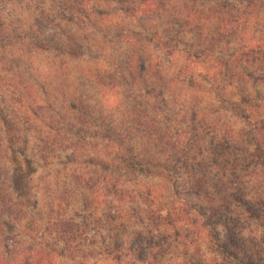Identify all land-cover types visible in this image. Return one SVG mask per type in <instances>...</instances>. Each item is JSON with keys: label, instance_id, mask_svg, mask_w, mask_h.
Listing matches in <instances>:
<instances>
[{"label": "rangeland", "instance_id": "rangeland-1", "mask_svg": "<svg viewBox=\"0 0 264 264\" xmlns=\"http://www.w3.org/2000/svg\"><path fill=\"white\" fill-rule=\"evenodd\" d=\"M69 1L75 0H0V117L13 128L7 132L0 122V264H223L205 250L209 227L224 231L209 218L220 199L217 189L208 185L199 190L198 181L182 168L176 170L175 157H163L197 145L206 148L210 161V151L222 139L252 153L254 137L264 150V133L251 134L256 122L264 125V0L234 3L242 11L236 25L221 37L213 61L204 64L169 54L158 36L147 41L144 26L133 24L106 0L91 2L97 14L86 22L71 12L73 21L83 20L77 27L67 24L62 7ZM84 8L87 14L90 10ZM157 20L152 30L165 24L176 29L171 16ZM67 30L86 39L87 56L72 60L30 45L32 37L46 36L58 45ZM186 32L180 34V48L192 41L193 34ZM8 34L22 41L12 46L4 38ZM209 34L201 37L205 46ZM130 50L149 75L135 68L130 76L109 64L127 60ZM249 50L260 58L253 56L258 60L252 62L243 54ZM227 56H238L247 65L241 67L249 68L246 91L226 82L223 71L218 76L214 60ZM251 89L260 97H252ZM110 126L128 154L171 165L165 174L144 177L117 173L115 163L103 166L101 161H109L120 147L106 138ZM5 134L15 137L13 153L5 150ZM12 156L27 177L16 192L9 182ZM243 162L229 173L210 167L204 175L217 185V179L234 182L249 196L264 199V166ZM7 199L12 207L2 205ZM229 208L235 220L225 225L232 227L247 255L264 253V238H257L264 229L246 220L239 207Z\"/></svg>", "mask_w": 264, "mask_h": 264}, {"label": "trees", "instance_id": "trees-1", "mask_svg": "<svg viewBox=\"0 0 264 264\" xmlns=\"http://www.w3.org/2000/svg\"><path fill=\"white\" fill-rule=\"evenodd\" d=\"M93 1L94 0H75L69 1V4H65L62 7L63 11L67 12L68 15V17L62 16L63 18H65V23L77 27L78 21L81 22L83 20L78 19L76 21H73V15H70L71 12L78 15V17L85 18V22L91 17V15L97 14L96 9L94 8L93 10V6L91 5V2ZM106 1L115 4L116 7H118L117 11L122 13V15H124V17L130 20L133 24L140 25L141 28H143L142 26H144V29L147 30L144 39H146L147 41H154L155 37L158 36V38L161 39L162 45L165 47L164 49L168 50L169 54L181 53L183 55H186L188 58H191L195 64H204L206 62H209V59L212 62L213 50H215L222 41L223 38L221 39V37L230 35L232 33L230 29H233L234 25H236L235 23L237 21L235 17L237 16L238 10L239 12H242L240 9L235 8L234 3L241 4L242 1H246L249 3L253 2V0H229L232 1V5L230 3H224L223 5L222 2L228 0ZM204 2L208 5L206 6V8L204 7ZM74 6H77V9H75ZM85 6L86 9L90 10L87 14H85ZM164 16L172 17V21L177 24L176 29H174L172 25L165 24L164 28L158 26L155 28V30H152L150 25L154 22L156 25V21H159L157 19ZM15 23H18V20H16ZM21 26L24 27V25L22 24ZM157 29L160 30V33H157ZM30 31L31 29L27 30V32ZM185 31H187V35H190L191 33L193 34L192 41H188V43H185L187 44L185 48H180L179 44L180 42H182V40L180 39V34ZM206 31L210 33L208 36V39H210L208 46H205L201 43V37L203 34H206ZM65 32L67 35L66 40L61 41V43L58 45H53L54 39L51 36L42 37L41 39L32 37L31 39H29L31 40L30 45L36 51L47 52L49 50H56L64 56L67 55L72 60L81 59L84 56H87L86 51L89 50V47L86 44V39H84L83 37L79 39V34L75 30H73L72 32L67 30ZM7 36L9 37L4 38L10 39L12 46L17 43L16 41H22L21 39H18L15 34H8ZM0 37L3 38V35H0ZM78 41L86 44L87 47L82 49L83 47L78 43ZM127 54L128 55L125 58L127 60H121L119 61V63L111 60L109 61V64H111L115 69L123 67V70L129 71L130 76H132V73H134L133 71L135 70V68H138V70L141 69L146 73V75H149V69L145 68L144 64H142L143 60L138 58L135 53L131 52V50ZM243 54H245L246 57H251L252 62L257 61L260 58L259 53L254 52V50L243 52ZM253 56H258V59H255ZM237 57L238 56H227L225 60L224 58L219 57L214 61L219 64V66L217 67L218 70L220 68L218 76L221 75V72L223 71L222 77L224 80H226V82H230V84L232 83L234 87L241 88L242 90L246 91L247 84H245L244 81H246V79L248 78L247 73L249 72V68H242V65H247L243 64L241 62L242 59L240 60ZM107 61L108 60H105V62ZM245 62H248V60L246 59ZM135 80L138 81L139 79L135 78ZM261 81L262 83H264V79H262ZM142 82H145V80L143 79ZM29 91L30 89H28V92ZM250 92L252 97H260L255 89H251ZM250 107L252 108V105H250ZM256 108H259V106ZM229 109L233 108L230 107ZM246 119L248 120V118ZM0 122L6 128L7 132L13 130V128L7 123L6 118L0 117ZM251 127V134L253 136L255 135V133H257V131H259V129L264 133V129H262L264 128V125H262V121L256 122L255 126ZM45 128L50 129V127L47 126H45ZM12 136L13 135L5 134V140L7 142L5 150L7 149L13 153L10 147L16 143V140L14 139L15 137ZM116 136L119 137V134L116 133V130L112 126L108 127L106 130V138H108L107 140L112 141L114 144H118V146L120 147L118 149L119 152L112 154L109 161L108 159L106 161H101V164L103 166L109 167L108 164L111 165L115 163L116 167H114V171H116L117 173H131L142 175L144 177H152L155 175L163 176V174H165V170L171 166H167L164 163L160 165L158 161H151V159H139L137 158V156L128 154L126 149H123L121 147L122 142L118 140ZM253 142L254 152L250 153L242 144L238 145L239 147H235L234 145L229 146V142L225 139H222L220 141V145L215 150L210 151V153L212 154L210 161H207L209 155L206 148L202 151L197 145L190 151H185V149H175V156H167L166 154H164L163 157V159L167 158V160H172V158L175 157L176 164H179V167L174 165L176 170L178 171L179 168H182L181 171H183L185 175H189L194 179V181H198L196 182V184H201L199 185V187H201L198 188L199 190H205L208 185L211 188L217 189L218 198L220 199L219 201L215 202L214 206L216 208H213L212 214L209 218H215L213 223L222 225L224 227V231L222 234H220L215 228L209 227V234L207 235L209 239L208 243L206 244L205 250L206 252L210 251L212 255H218L222 260L221 263L223 264L224 262L226 264H264V253L260 250H257L256 256L252 254L254 258L250 255H247V252L243 248L240 241L234 236V233L231 229L232 227L225 225V222L228 219H230L232 223L235 220V217H229L231 216L229 208L231 205V208L239 207L242 211L241 213L243 217L246 220L256 223L259 227L264 229V199L260 195L249 196L242 188L235 186L234 182L228 180H226L227 183H222L218 179L217 181L214 180L218 183L217 185L212 180H209V178L204 174L208 172L210 167L218 168V170H225L229 173V171L236 169L237 163H239L243 167V159L247 160L246 164L250 162L252 163V166H255L257 164L264 166V150L259 147L258 141L254 137ZM201 155H203L204 160L200 158ZM237 157H242V162H237ZM9 162L12 164V171L9 172V182L12 186L11 188L13 192H16L19 188V185H21L24 179L26 180L27 177L19 160L12 156ZM23 163L25 166H27L29 161L24 160ZM112 173L114 172L112 171ZM223 175V173L220 174V179L224 177ZM3 187L5 188V183H3ZM2 191L4 192L2 195H6V191ZM8 201L9 200L7 199L2 205L6 207H12L11 202ZM3 225L5 227L10 226V223L4 221ZM257 238L263 239L264 234H262V237L261 235L257 236ZM257 240L253 242L257 244ZM252 248L259 249L256 245H254ZM140 252L141 250L136 255V258L138 259H141L142 254ZM195 264L207 263L201 260Z\"/></svg>", "mask_w": 264, "mask_h": 264}]
</instances>
